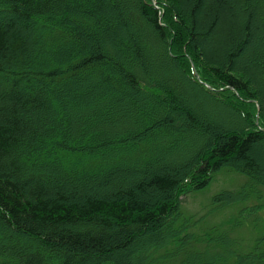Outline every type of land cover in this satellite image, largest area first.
I'll list each match as a JSON object with an SVG mask.
<instances>
[{
    "label": "trees",
    "instance_id": "obj_1",
    "mask_svg": "<svg viewBox=\"0 0 264 264\" xmlns=\"http://www.w3.org/2000/svg\"><path fill=\"white\" fill-rule=\"evenodd\" d=\"M262 188L264 0H0V264H264Z\"/></svg>",
    "mask_w": 264,
    "mask_h": 264
},
{
    "label": "rangeland",
    "instance_id": "obj_2",
    "mask_svg": "<svg viewBox=\"0 0 264 264\" xmlns=\"http://www.w3.org/2000/svg\"><path fill=\"white\" fill-rule=\"evenodd\" d=\"M252 44V43H251ZM219 114L220 112L217 111ZM222 118H226V116H222ZM246 178L235 172L230 170H221L217 172L211 182L203 189L191 192L185 196L181 197L180 202V210L181 215L184 218L191 220H195L194 223L190 226L194 228L204 229V227L208 226L209 222H223L225 219L229 217V215H238L236 213V208H225L222 210H212L213 205L211 204L212 196L225 189H237L239 188L244 182ZM263 193L259 192L257 196H250L246 199V201L240 203L242 204V208L245 209V215H241L242 218H249L253 220V218L261 219V226H264V188ZM259 205L256 209H252V206ZM214 211V212H213ZM199 225V226H198ZM247 229V230H246ZM253 226L250 223H245L241 229L239 228L236 232V236L246 238V234L252 231ZM246 240V239H245Z\"/></svg>",
    "mask_w": 264,
    "mask_h": 264
}]
</instances>
